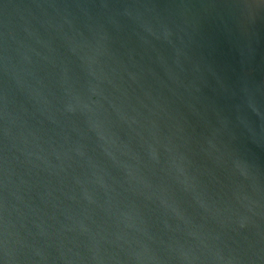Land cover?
Segmentation results:
<instances>
[{"label":"water","instance_id":"95a60500","mask_svg":"<svg viewBox=\"0 0 264 264\" xmlns=\"http://www.w3.org/2000/svg\"><path fill=\"white\" fill-rule=\"evenodd\" d=\"M0 264H264V0H0Z\"/></svg>","mask_w":264,"mask_h":264}]
</instances>
